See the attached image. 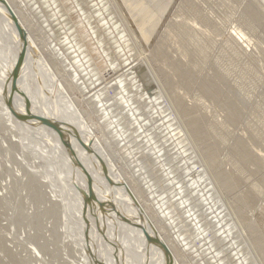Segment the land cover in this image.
Returning <instances> with one entry per match:
<instances>
[{"label": "rangeland", "instance_id": "374dc122", "mask_svg": "<svg viewBox=\"0 0 264 264\" xmlns=\"http://www.w3.org/2000/svg\"><path fill=\"white\" fill-rule=\"evenodd\" d=\"M9 1L68 90L75 115L93 124L102 140L113 139L114 147L95 149L84 131L62 117L66 99L48 88L56 80L46 79L49 74L35 64L29 68L44 78L42 101L58 109H49L50 122L44 116L37 124L46 128L54 122L65 129L67 145L73 138L88 151L98 174L101 169L106 197L97 192L96 206L106 221L108 210L121 221L131 217L125 199L116 198L123 186L116 177L127 178L138 198L136 209L145 211L146 226L157 233L154 237L152 228L145 230L134 217L126 231L119 230L122 239L140 243L138 264H169L157 252L158 237L178 264H264V0ZM5 47L0 40L1 53ZM0 84L6 87L1 79ZM9 88L4 92L11 101L15 94ZM59 91L64 96L60 86ZM5 120L0 118V264L88 262L80 255L97 253L92 246L83 254L73 243L76 224L81 221L90 239L100 229L83 211L72 213L71 204L69 215L61 213L59 202L67 192L60 176L64 141L55 144L61 170H53L43 162L47 149L28 141L33 137L28 128L6 131ZM17 138L25 144L10 142ZM40 163L50 181L25 175ZM74 174L88 184L91 196L97 187L89 176ZM56 175L62 188L56 187L59 180L54 183ZM83 197L75 202L80 210L88 208ZM117 238L108 241L112 260L127 264Z\"/></svg>", "mask_w": 264, "mask_h": 264}, {"label": "bare ground", "instance_id": "6f19581e", "mask_svg": "<svg viewBox=\"0 0 264 264\" xmlns=\"http://www.w3.org/2000/svg\"><path fill=\"white\" fill-rule=\"evenodd\" d=\"M9 2H10L9 0H0V22L2 25V26H0V40L3 44V46H6L5 47L6 49L2 50V53L0 52V79L4 81V85H6V87H7V88L2 87L0 84V95H2L4 98H6V100L3 102V105L1 104L2 106L0 107V111H1L0 112V118H2V119L4 118V120H5V118L7 119V120H5V122L7 123V124H5V128H6L5 130L6 131L11 130V128H14V127H16L19 130H22V128H25V129L28 128V130L31 133H29L28 130H27L28 132L25 130V133H29V136H30V134L33 135V137L31 136L32 137V139H30L31 141L28 139L31 146H32V143H34V140H37V142H38L37 145L39 147L47 149L46 150L47 152H48V150H51V152L45 153V159L43 160V162H44V164H47V166L50 163V167H52L53 170L58 169V171L60 168H59V163L57 162V160H59V158H60V152L61 151H59L58 149H55V144L58 142L64 141L65 146H63V149H64L63 155H65L64 156L65 161L62 163V168L64 167L63 169H65V170H62V174L60 173V176H61V179L62 178L65 179L64 182H66L65 185L67 186V188H65L66 186L64 185L65 186L64 190L66 189L65 191H67V192L63 193V195H61V197H62L61 199H60V196H59V198H57V196L53 195L54 193H56L54 191H52V193L54 192L52 195H53V197H56V200L60 199L59 205L61 207V213L63 210V212L66 215H69L70 210H68V207H70V204H71V207L75 208V209H72V213L73 212L77 213L78 211L79 212L83 211L84 213H82V214L85 215V217H87L89 220L91 219L92 222H95L98 226V229H100L99 232L97 233V235L95 236V238L91 237V239H90L91 235H89V232L85 231L83 226H81V224H79V223H81V221H79V222L77 221L78 222L76 224V231L77 232H75V234H74L75 241H73V243L81 245L80 247H82L84 250L83 254L86 250L92 251L93 250L92 246L95 248L96 253H97V255L96 254H94V255L93 254L92 255H89V254L80 255V259H84V260L86 258L89 259L88 262L87 261H85V262L81 261V264H115L114 261L112 260L111 253L109 252V249H108L109 248L108 241L111 239L113 240L114 237L120 238V239L117 238L116 241L119 244V246L123 247V249H121V252L125 248L124 252L122 253L123 257L125 259H128L125 262L127 264H138L139 261H137L135 249L137 247H140V243H137V241H135V243L134 242L129 243L130 241L127 242L125 239H122L120 237L121 234H120L119 230L121 228L124 229V226H127V225H125V223L130 224L131 222L132 223L134 222L133 221L134 219L138 220V218H140V219H142V224H141V222H140V224L144 229L149 228L151 230V228H152L151 234L153 236H154V234L157 235V233L150 224H149V226L148 225L146 226L147 223L144 220H148V219H146L147 215L144 214L145 211L143 213V211H142L143 209H141V207H140V210L142 212L141 211L138 212V210H137L138 208L136 209L137 203H135V201H136L135 199L138 200V198H136L135 194L133 193V191L129 187L130 185L126 181L127 178H125V181L123 180V182H122L119 177H116L118 179V181L123 184V186L121 188V192H120L119 196H117L116 198L118 199V197H119V199H121V200L125 199L123 202V206H124L125 210L128 206L132 208L131 217L126 219V220L121 221V218L118 215L113 216L111 214L110 210H108L107 211L108 217H107V221H106V219H104V217H103L101 209H98V207H97L98 204H100V200L98 198L97 192L102 193L103 197L104 196L106 197V195L104 194L106 192L103 190V187L105 185H103V183H102L103 179H102V176L100 175L101 169H100L99 174H98L95 162L93 161V159L90 156V154L88 153V151L84 148H80L81 146H79V144H76L77 142L75 143L74 140H72L73 138L69 140L70 144L67 145L68 143L66 142V135L63 134L65 129L58 128V126H56L58 128L57 129L56 127H54L55 125H54L53 121H52L53 124L51 125V127L47 126L46 128H44L45 127L44 125L42 126V125L37 124V121H43L45 119V118H43L44 116H46V121L50 122L51 119L50 120L47 119V117L49 118V116H48V114L50 113L49 109L52 108V110L54 109V111L58 110V109H55V107H54L55 103L54 102L50 101L51 102L50 105L52 107L49 106L50 108L48 109V107L45 105V103L47 105L49 103L45 102L46 101L45 99H44V101H42L43 98L46 97V93L43 90V87L41 85V82L43 81L44 78L42 77L43 79H40V77L38 76V72L33 70V69H29V68L32 66L34 67V64H35L40 70H42L43 73L47 72L49 74V78H47L45 76L46 79H48L49 81L51 79L56 80L55 82H57V83L52 82V80H51L49 82L50 84H48L49 85L48 88L54 86V92L57 91V93H58V94H56V93H54V94H56L57 97H60L61 99L63 97L66 99V102L63 101V103L65 104V106L67 108L63 109V111L61 110L62 117L67 119L69 122H71L77 129L84 131L85 132V133L83 132L84 137L86 136L85 138L88 141H90V143H92L94 145L95 149L104 150V148L106 147L105 145H107V147L109 145L113 146V142H112L113 139L109 138V137H104V140H102L101 136L99 137L97 135V131H95V130H97V128L95 126H93V124L88 125L86 122H84L85 121V120H83L84 118H82V116H80V113L78 111H77L78 112L77 114H79V115H77V114L75 115L74 109H72V107L75 106V104H74V101L72 100V98L70 97V95L67 94L68 90L65 88V85L62 82H60L59 80L56 79V74L53 72V70L51 69L49 64L44 60L42 53L40 51L41 49L37 46V44L31 38L27 29L24 27L21 20L17 17L16 13L12 9V7L10 6ZM238 36L239 37H237V38H239L243 41L242 35H238ZM245 40L246 39H244L246 47H249L250 41L248 42L249 43L248 44ZM16 47H17L18 53H16V51H15ZM23 53H24V55H22ZM20 54H21V57L23 59L20 58V56H19ZM24 60H27V62H25ZM28 63H30L31 65L28 66ZM43 73H42V75H44ZM11 75H17V78H13V76H11ZM36 79H39L40 81H38V83H37ZM7 84H9V87L12 86V88L14 89L13 92L15 94V96L12 95L13 99L11 97V101L9 100L10 102L8 101L6 94L4 92L5 90H7L9 93L11 92L10 88L8 87ZM59 86L61 87L64 96L60 95ZM29 92H30V96H28ZM32 93L38 95V96H36L38 98H36L35 95H33ZM31 95H32V97H31ZM2 96H0V97L3 98ZM29 97H31V98H29ZM33 97H34V99H33ZM1 98H0V100L4 99V98L3 99H1ZM1 102L2 101H0V103ZM12 102L15 105H17V107L21 111L22 110L26 111L25 116H23V114H20V111L18 108L15 109L11 106ZM70 103H72L73 106H71ZM7 104L10 106V108L6 106ZM10 109H11V111H10ZM18 112H19V114H18ZM67 113L69 114L68 116L70 118H68V116L66 115ZM80 117H81V119H79ZM30 120L31 121L33 120L32 123L29 122ZM79 122H82V123L84 122V124L82 125L81 128L79 126ZM14 136H15V134H14ZM25 136L28 137L27 134ZM53 137H54V140L52 139ZM21 139L17 138V140H13V142H12V140H10V142L12 144H15V145L21 147L25 144L24 142H22L23 145L20 143ZM23 141L28 142L27 140H23ZM67 146H69V147H67ZM103 146H105V147L103 148ZM114 146H115V144H114ZM31 155H32V153L29 154V158ZM61 156H62V154H61ZM31 158H33V157L31 156ZM37 158L38 157H36V160H38ZM113 161L115 162V160H113ZM37 163H39V162L37 161ZM113 164L114 163L111 162L110 166H112L117 172H121L119 170V168L116 167L118 164L117 165H115V164L113 165ZM42 165H43V163L42 164L40 163V165L34 164V166H32L33 171H26L27 173H25V175L27 174V176H30V177L38 176L40 178L46 179L47 178L46 175H48V174H46L44 172H45V170H47V168H45L46 167L45 166L44 167L45 169H44L43 167H41ZM52 168L49 169L50 172H54L53 170H51ZM41 169H43L44 171L41 172ZM74 172L77 174L78 173H85L86 175L89 176V179L91 181L90 184H91L92 188L95 186L97 187V189H95L91 192V193H93V194H91V196H88V190H89L88 184L86 182H84V180L80 181L81 177L74 176L75 175ZM39 173H40V176L38 175ZM47 173H48V171H47ZM72 174H74V175H72ZM59 177L56 175V178H59ZM13 178H14V176H13ZM47 179H49V181H50V177ZM56 181H58V184L56 185V187L59 186V188H60L62 186L61 184H64V182L61 181L60 178L56 179L55 182L54 181L53 182L56 184L57 183ZM42 184H44V182ZM46 188H49L47 186V184H46ZM51 190H53V189H51ZM51 190H50V192H51ZM47 193H48V191H47ZM58 194H59V192H58ZM80 194L82 195V197L86 196L83 198L85 200H88V202L86 203L88 208L82 207L81 210L78 209V205H76L75 202L78 201L77 198H78V196H80ZM123 194H124V196H123ZM68 196L70 197V201H68L69 200ZM71 196L74 198L73 200H72ZM68 204H69V206H68ZM65 205L67 206V212L65 209L66 208ZM127 214H129V213H127ZM71 216H72V219H76V217H80V219H82V215H76V217H74V215H71ZM67 217L68 216H66V218ZM110 217H111V219H110ZM133 217H134V219H133ZM90 227H92V224ZM116 229H118V231ZM128 229L130 230V227H128ZM85 236L87 237L86 241H85ZM154 237H156V236H154ZM127 238L130 239L129 237H127ZM121 239L124 240V242ZM91 240H93V242H91ZM83 241H85V243L86 242L87 243L84 244ZM97 242H99V243H97ZM154 244L157 245L156 246L157 252L160 255V258L162 261L163 260L165 261V259H167L169 261V264H178L177 260L174 259L171 255H169L167 250L164 251V249L161 248L162 245L160 244L159 237L155 239ZM143 246L146 248V245H143ZM132 247H135V248L132 249ZM96 248H98V249H96ZM129 249H130L131 253H129ZM168 250H169V248H168ZM37 254L39 255V251L37 252ZM127 256H128V258H127ZM35 258H36V255H35ZM80 259H79V261H80ZM36 260H37V258H36ZM41 261H43V259Z\"/></svg>", "mask_w": 264, "mask_h": 264}]
</instances>
